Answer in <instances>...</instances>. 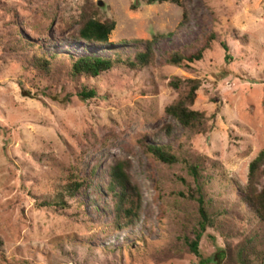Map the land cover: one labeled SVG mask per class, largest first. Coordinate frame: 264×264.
I'll return each instance as SVG.
<instances>
[{
	"label": "rangeland",
	"instance_id": "374dc122",
	"mask_svg": "<svg viewBox=\"0 0 264 264\" xmlns=\"http://www.w3.org/2000/svg\"><path fill=\"white\" fill-rule=\"evenodd\" d=\"M82 9L116 22L114 47L132 51L135 40L163 35L154 63L70 75L69 57L113 47L76 39ZM211 35L203 59L167 61ZM42 51L55 59L47 74L26 63ZM192 78L201 82L190 107L205 113L203 132L165 112ZM83 86L95 94L82 98ZM147 143L172 145L179 161H159ZM263 148L264 0H0V264H240L238 253L264 251V223L239 198ZM119 159L130 160L141 199L138 220L124 228L103 190ZM186 160L207 181L202 194L216 218L199 254L189 245L200 212ZM75 175L89 178L85 194L41 205Z\"/></svg>",
	"mask_w": 264,
	"mask_h": 264
},
{
	"label": "trees",
	"instance_id": "16d2710c",
	"mask_svg": "<svg viewBox=\"0 0 264 264\" xmlns=\"http://www.w3.org/2000/svg\"><path fill=\"white\" fill-rule=\"evenodd\" d=\"M147 3L155 2H172L182 4L183 0H145ZM184 7V6H183ZM93 12V11H92ZM92 12L82 9L80 15V26L76 39L89 45H114L110 42V35L116 27V22L107 19L101 21L93 17ZM186 8L184 7V17H186ZM163 35L155 36L153 39H137L135 42L137 46L132 51L125 49L124 47H112L111 54L98 55V54H86L78 57H69V73L74 77L78 76H91L97 77L98 75L110 70L115 65L121 64L128 69L138 70L143 69L154 63L156 55L154 50V42ZM214 35H211L205 45L199 48L193 53H187L182 51H175L169 55L168 60L170 63L181 66L185 62L193 63L199 61L204 57V51L211 46V42ZM30 46H34L29 42ZM225 50L228 52L229 47L223 44ZM57 58V55H55ZM49 56L45 51L39 54H33V56L27 60V64L36 68L38 71L45 74L49 73L52 64L55 59ZM226 59H231L229 53L226 55ZM188 91L184 99L178 100L165 108V112L174 117L180 122V124L188 131L203 132L206 127L205 113L202 111L194 110L190 107V104L194 102L197 91L201 85L199 79L192 78L187 80ZM175 85H178L175 83ZM94 90H88L86 87H82L80 96L82 98L93 96ZM170 133L169 130H167ZM146 148L152 155L163 163L172 165L179 161L177 154L175 153L172 145H152L146 144ZM188 164V169L191 174L195 176L197 182L198 195L195 197L199 203L200 212V229L195 234V238L190 242V249L195 254H199V241L202 237L203 231L207 227L213 226L215 221V215L210 210L209 203L206 202L202 191L205 187L206 180L202 181V174L199 171L197 164H189L188 160L185 161ZM131 162L128 159H119L113 164L109 165L107 170L108 181L103 182L104 192L111 197L113 202V209L115 210V219L117 220V226L119 228L129 227L134 224L139 218L140 200L139 192L132 184V178L129 173ZM94 169L91 170V173ZM76 177L70 178L68 183L61 186L55 193V197L48 201L41 202V205H55L57 207L67 206L66 196L70 198H76L80 194H85L86 190L90 188L89 178L84 176L80 179ZM78 178V179H75ZM240 200L247 206L254 215L264 223V148L249 164L248 181L245 186L240 188L239 192ZM138 198L135 206L130 207L129 203L134 201L132 199ZM224 211V210H223ZM223 211H217L216 214L220 216L224 214ZM223 212V213H222ZM240 264H264V251L252 252V254L245 256L244 253H238L237 257Z\"/></svg>",
	"mask_w": 264,
	"mask_h": 264
}]
</instances>
